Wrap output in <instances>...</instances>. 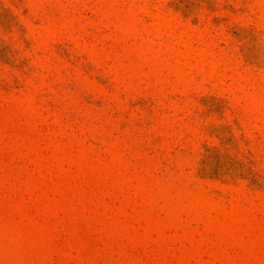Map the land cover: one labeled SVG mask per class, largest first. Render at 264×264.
I'll return each mask as SVG.
<instances>
[{"label": "rangeland", "instance_id": "374dc122", "mask_svg": "<svg viewBox=\"0 0 264 264\" xmlns=\"http://www.w3.org/2000/svg\"><path fill=\"white\" fill-rule=\"evenodd\" d=\"M0 264H264V0H0Z\"/></svg>", "mask_w": 264, "mask_h": 264}]
</instances>
